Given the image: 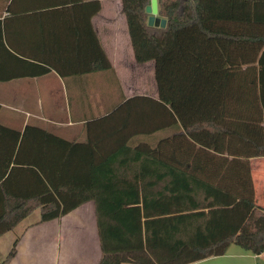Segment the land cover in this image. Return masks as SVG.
<instances>
[{
    "label": "trees",
    "instance_id": "1",
    "mask_svg": "<svg viewBox=\"0 0 264 264\" xmlns=\"http://www.w3.org/2000/svg\"><path fill=\"white\" fill-rule=\"evenodd\" d=\"M122 3L137 63L155 62L158 97L125 99L100 119L113 125L103 142L114 140V158L98 167L90 164L89 179L71 189L66 188L64 152L78 144L39 127L15 131L18 146L31 138L57 146V163L28 162L24 169L41 179L38 191L1 201L0 237L36 210L40 222H49L91 199L100 264H192L224 256L233 244L259 255L264 252V208L257 204L250 159L264 157V117L239 131L227 128L233 144L227 148L221 119L227 93L251 107L264 100V72L260 93L257 79L237 88L220 85L219 79L240 65L264 66V0H158L166 28L148 24L151 0ZM99 59L92 71L112 68L104 51ZM180 126L183 132L155 145L136 142L138 136ZM15 161L20 162L18 156ZM209 167L214 172H199ZM118 170L125 174L118 176ZM81 189L90 193L77 195ZM17 244L18 239L3 264L16 256Z\"/></svg>",
    "mask_w": 264,
    "mask_h": 264
},
{
    "label": "crops",
    "instance_id": "2",
    "mask_svg": "<svg viewBox=\"0 0 264 264\" xmlns=\"http://www.w3.org/2000/svg\"><path fill=\"white\" fill-rule=\"evenodd\" d=\"M163 20L157 0L149 7L148 24L163 28ZM101 51L112 65L110 72L92 71L99 63ZM44 68L49 71L39 74ZM147 68L154 78L151 93L147 92L144 82L133 86L127 81L142 78ZM262 68L264 72V66L258 64L231 68L230 76H220L219 84L237 88L253 85L257 79L260 93ZM154 70V61L137 63L122 0H0V126L5 127L0 128V206L2 200L30 197L38 191L41 179L24 169L30 165L29 161L34 166L57 163V146L38 138H31L25 147L20 145L21 152H18L15 131L23 133L27 126L39 127L78 144L67 147L64 152L66 188L71 189L75 182L89 179L90 164L98 167L105 159L114 158V140L103 142L104 134L113 125L100 119L117 106L105 110L107 102L102 103L101 92H111L107 86H101L103 81L110 78L120 82L122 78L124 88L129 84L121 95L124 97L121 102L137 95L158 97ZM226 95L222 101L226 107L221 123L226 128L222 144L227 148L233 146L229 144L232 140L227 128L233 126L239 131L247 123L263 122L264 100H255L251 107L243 99L234 100L232 95ZM183 131L182 126L160 130L153 136H138L136 142L155 145ZM17 156L20 162L15 161ZM250 165L257 204L264 208V157L251 158ZM206 170L214 172L215 168L199 172ZM117 172L118 176L125 174V170ZM126 173L130 175L129 171ZM95 177L99 182L102 172L99 177L97 169ZM89 193L90 190L81 189L77 195ZM40 219L39 209L0 237V264L17 239V254L7 264H100L102 246L93 200H87L56 220L40 222ZM192 264H264V252L254 255L233 244L224 256Z\"/></svg>",
    "mask_w": 264,
    "mask_h": 264
},
{
    "label": "rangeland",
    "instance_id": "3",
    "mask_svg": "<svg viewBox=\"0 0 264 264\" xmlns=\"http://www.w3.org/2000/svg\"><path fill=\"white\" fill-rule=\"evenodd\" d=\"M153 64L154 63H150L149 65L153 66ZM106 71H109V70H106ZM119 79H120V82H117L116 80H111L109 78V79H106L105 81H103V83L101 84V86H103V85L107 86L109 91L111 92V93H108L106 90H103L101 92L104 94V97L102 98L103 99L102 103L107 102V104H104L105 110H112L113 108L118 106L120 104V102L124 99V97H122L121 95L125 93V91L127 90L126 87H128L129 84L125 83L126 86L124 88L123 82H125V81H122V78H119ZM127 81L129 83H131L133 86H137L140 82H144V85L146 86L148 93H151V91L153 90V87H154V78H152L151 70L149 68H147L144 71L142 78L136 77V78H132V80H127ZM122 86H123V88H122ZM112 88L114 90H116L117 92L114 93ZM155 88H156V85H155ZM125 110H126V108H123L120 111L121 113H119V114L121 115L122 112H125ZM119 114L116 116L115 119H117V117L120 116ZM114 121L115 120H113L112 122H114ZM156 135H158V133Z\"/></svg>",
    "mask_w": 264,
    "mask_h": 264
},
{
    "label": "water",
    "instance_id": "4",
    "mask_svg": "<svg viewBox=\"0 0 264 264\" xmlns=\"http://www.w3.org/2000/svg\"><path fill=\"white\" fill-rule=\"evenodd\" d=\"M156 3H157V0H151V5H153V6H154ZM151 5H150V6H151ZM150 6H149V7H150ZM149 7H148V10H147V11H148V13H149ZM165 23H166V20H163V22H162V24H163V28L166 26V24H165ZM149 25H150V26H152V24H151V23H150Z\"/></svg>",
    "mask_w": 264,
    "mask_h": 264
}]
</instances>
